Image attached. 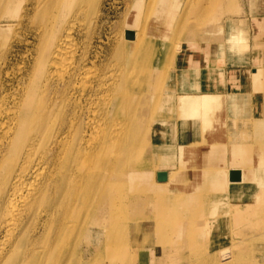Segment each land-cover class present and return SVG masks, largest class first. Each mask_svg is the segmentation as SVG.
I'll list each match as a JSON object with an SVG mask.
<instances>
[{
  "label": "bare ground",
  "instance_id": "bare-ground-1",
  "mask_svg": "<svg viewBox=\"0 0 264 264\" xmlns=\"http://www.w3.org/2000/svg\"><path fill=\"white\" fill-rule=\"evenodd\" d=\"M210 1L205 8L201 6L202 11L212 7L214 1ZM224 1L215 3H220L216 5L221 10L239 11L234 0L230 5ZM250 1L256 32L250 62L248 45L240 43L247 40L241 20L231 19L227 37L220 38L228 45H211L212 40L220 39L211 30L204 34L197 28L206 13H197L195 3L187 9L181 27L176 24L181 33L188 31L184 42L177 50L160 53L157 43H149L141 31L133 29V17L144 0H135L132 5L131 24L124 34L126 38L132 32L134 39L114 48L111 66L115 72L108 76L85 81L89 45L70 49V30L57 39L48 36L54 28L35 27L34 21L29 27L33 41L28 43L33 47L28 48V64L13 90L3 73L14 47L2 51L0 264H264V145L237 141L231 146L233 155L240 150L238 157H232L240 180L232 182L230 175L235 171L211 166L227 160L224 152L221 157L213 156L211 148L221 134L206 131L214 122H221L211 116L217 109L232 120L246 112L249 122H257L256 133L264 139V2ZM4 2L8 7L10 1ZM34 8L30 15L35 19ZM159 10L160 5L158 15ZM225 54L233 63L254 64L253 82L239 78L241 71L231 70L229 86L220 90L225 85L216 80L221 75L216 70L213 74L212 64L223 75ZM160 59L166 65L161 75ZM67 61L74 65L69 71L63 69ZM251 84L253 95L241 93ZM175 111L179 113L176 119ZM178 135L181 165L194 146V158L210 165L211 170L188 174L191 179L184 186L189 188L183 190L192 193L177 204L167 205L171 196H160V192L178 191L186 176L162 168L165 146L174 143ZM52 166L53 172H43L42 168ZM158 173H166L167 181L151 182ZM203 181H210V189L217 190L216 201L224 194L234 200L241 195L246 205L236 207L240 224L254 225L256 233L248 229L214 234L216 225L225 228L228 223L219 219V205L210 212L209 189L197 194L196 187ZM137 183L151 194L134 192ZM243 213L252 214L253 221H243ZM234 235L243 246L237 255ZM221 246L228 250L226 257L215 260Z\"/></svg>",
  "mask_w": 264,
  "mask_h": 264
},
{
  "label": "rangeland",
  "instance_id": "rangeland-1",
  "mask_svg": "<svg viewBox=\"0 0 264 264\" xmlns=\"http://www.w3.org/2000/svg\"><path fill=\"white\" fill-rule=\"evenodd\" d=\"M9 1L10 3L7 7V5L5 6L4 0H0V62L2 59V56H1L2 51L3 50L6 51L10 46H13L14 49L12 51V54L10 53L8 55V57L11 60L8 63L3 73L5 76L4 79L7 82H12L11 84L12 86L11 85L9 86L10 90H13L16 88L17 80L22 79L23 73H24L23 68L27 66L28 64V60H29L28 57L30 53L28 50L32 49L33 47L32 44L28 43V41H33V37L30 35L32 30L29 28L31 27L32 21H34L36 25L35 27H39L41 25H47L45 27H48L49 29L54 28L53 32L49 33L48 36L50 37L51 35H53V36H56L57 39L65 37L70 30V34L73 36L72 42L70 43V49L75 48L77 46V49L81 50V48H83V43L86 45H89V48H90V55H89L90 60L89 61L90 62L85 64L86 67H88L87 68L88 70L85 73V81L91 80L97 76H100V77H102L103 75L108 76L110 75L111 71H113V73L115 72L114 71L115 67H113V65L111 66L112 63L114 64L113 51L118 43H126L124 31L126 28L129 27V24H131L129 23V19L131 18L130 11H132V5L135 0H9ZM150 1H152V3ZM208 1L210 0H155V1L154 0H149V1L144 0L143 6L141 7L139 11H137L136 15L133 17V20H134L133 29L138 33H140L141 31V34L146 36V40L149 43L150 42L157 43L160 46V53L165 52L167 50H171L172 48L173 50H177L178 46L184 42L183 38L186 35V33L188 34V31L186 33H183V32L181 33L179 31L181 30V28H178V26L181 27L180 24L182 20L187 18L186 16V14H188L187 9L193 6V4L195 3V11H197V13L198 11L201 13H206L205 14L206 16L204 15L203 19L200 18L203 21L202 22L200 21L197 24V28H199V30L202 31V33L204 32V34L207 33L205 32L206 30H211L212 32H214V34L219 39L227 37L230 20L233 18L241 20L239 21L244 24L242 35L245 37V39L247 38V40L245 41L241 40L240 43L241 45L242 44L248 45L247 61L250 62L251 57H252L251 50L253 49V45L255 43V36H256V32H255V28L253 24L254 23L253 20L255 17L253 15L254 13L252 12L251 1L250 0H234L235 1L234 3L239 8V11L229 12V11L221 10L219 8L220 6H217L220 3H215V0H211L210 1L211 3H213L214 1V3L212 4V7H208L207 9L209 10L206 9L205 11H202L201 6H204L205 8V5L208 3ZM232 1L233 0H225L224 2L226 5L228 4L230 5V4H233ZM262 1L264 2V0ZM149 2H150V5H149ZM159 5H160V10L167 7L166 8L167 10L165 11L159 10L160 15L156 13V8ZM34 7H36L37 9L36 11L37 16L35 15L36 17L35 19L33 17L31 18V15H30V13L31 14L34 13L35 11ZM257 14H255L256 17H259V15ZM22 21H24L25 23ZM142 22L144 26L141 24ZM86 29H88V33L86 32ZM93 32H95L94 37H93ZM221 40L222 39L220 40L214 39V41L212 40L211 42L212 44L211 43L210 44L211 45H228L229 44L227 40H224V39L222 41ZM250 45H251V48H250ZM235 59L237 61V57ZM232 60L233 59L229 55L225 54V57H224L225 63L223 64V68L227 70L228 72L231 70H239L241 71L240 73H238V76L240 75L239 78L242 79L244 77L245 81H247V79H250V81L253 82L254 64L233 63ZM73 66L69 64V61H67L63 69L65 68L66 70L69 71ZM165 68H166V65L164 64V60L160 59V75L164 73L163 69L165 70ZM212 68H213L212 72L214 74L215 69H216L215 63L212 64ZM170 70H169V73H170ZM7 73H9V76L7 75ZM112 76H114V74ZM172 76L175 77L174 73H172ZM83 83L84 82H82L81 85ZM252 86L253 84H251L250 89H242L241 93L247 92L248 94L253 95L255 89ZM252 100L253 102L255 101L254 96L251 99V101ZM10 102L11 101L9 100L8 105H11ZM217 110H215L214 113H211V116L215 115V117L213 118L214 120L217 116L218 118L221 119L220 120L221 122H218V123L214 122L213 124H211L210 128L206 131H209V132L212 131L213 133H216L218 135L221 134L220 138H216L214 140L215 144H212L211 148L213 149V152L215 153V155L213 156L221 157L223 156L221 152H224V156L226 157L227 160L223 162L219 161L214 165L211 164V166L214 167L215 170H221V169L225 170L226 169L230 171H235L233 167L232 157L233 158L238 157L240 155V150L235 151L234 153L235 156H234L233 154L230 153L231 146L237 141L239 143H243L241 145H244V143L248 145L252 144L256 146L259 144L264 145V142H263L264 139L257 135L256 133L257 122L253 124L252 122H249L248 113L242 112L239 114V116L236 119L232 120L229 116H226L227 115L226 113H224L223 111H217ZM178 116H179L178 111H175L174 118L176 119L178 118ZM200 131L201 133H204V134L206 133V131H204L203 128L200 129ZM237 133L239 134V136L236 135ZM178 137L179 135L175 137L174 143L172 141L171 144H167L165 146V149H167V152H166V156L163 158L164 161L162 163L163 164L162 168L165 171L173 172V173H175L177 170L183 175L185 174L186 176L182 177L181 179L182 184H179L178 191H175L173 193L172 192L170 193L168 191L160 192V196H162V194L171 196L170 198L171 200L168 203H167L168 199L166 200L167 205L177 204L181 200L184 199L185 195L187 194L190 195L192 193V192H189V190L187 189L183 190V188H189L187 186H184V184H186V181H189L191 179V177L188 176V174H193V173H197L200 171L202 172L204 170H207V171L211 170L210 165L206 166L204 161L199 160V158L197 161L196 158H194V155L197 151L196 147L193 148L194 146L189 149V151L191 150L190 154L188 153V155L185 156L186 159L188 160L185 161V164L181 165L183 163V160L181 162L180 155L178 154L179 153V150H178L179 145L177 141ZM42 143L43 142H41L38 145V154L42 151ZM158 149L160 151V145ZM239 164H242V163L239 162ZM240 168L241 166L239 167V169ZM42 169L44 170L43 171L44 173L53 172L54 166L48 169L47 168H42ZM237 170L238 168H236V171ZM155 177L156 176L152 178L151 182L153 181V183L154 182L158 183L157 177L156 178ZM199 184L200 185L196 187L199 190L197 194L199 193L204 194V192L207 189H209L210 193L213 196V198L211 196V203L209 204L210 212L214 205L215 206L219 205L221 208L219 207L220 210L217 215H219V219L221 217L223 222L226 221V224L228 223V227L226 226L225 228H223V226L216 225L214 229V234L216 232H219V233L224 232L225 235H227L231 232L236 233L238 232L237 230L248 232V229H250L252 234L256 233L257 229L254 225L252 228H249V227H244L242 224H240L241 218L238 217V213H237L238 208L236 207L237 206L244 207V205H246L244 204L245 200L243 202L241 195H239L240 196L239 198H236L234 200V199H228V195L224 194L225 196L221 195L220 198L216 201V196H214V194L216 193L217 190L210 189L212 183L210 181H207V182L203 181ZM135 186L133 190L137 194L143 195V196L151 194V191L147 190V188L143 184L137 183ZM219 201L220 203L215 204V202H219ZM249 211L252 212V210H249ZM242 216H243V221H245L247 218L248 220L253 221L252 214L243 213ZM207 229L208 231L210 230V228H208V225H207ZM243 235L247 236L246 234H243ZM0 237L1 239L3 238V232H0ZM233 238L235 239L234 253L235 255H237L239 253V250L243 249V246L240 245L242 241H238L240 237L237 235H234ZM204 241H205V238H203V242ZM200 244H201V241L198 242L197 247L200 246ZM193 249H196V246H194ZM227 251H228L227 248L221 246L215 260L225 258ZM91 257H88L87 259L89 260L91 259ZM235 257L237 260V256ZM250 260L252 261V257H250Z\"/></svg>",
  "mask_w": 264,
  "mask_h": 264
},
{
  "label": "water",
  "instance_id": "water-1",
  "mask_svg": "<svg viewBox=\"0 0 264 264\" xmlns=\"http://www.w3.org/2000/svg\"><path fill=\"white\" fill-rule=\"evenodd\" d=\"M126 39L127 40H133L134 39V34L132 32H128L126 34ZM230 179L232 182H236L240 180V173L235 171L232 172L230 175ZM157 181L160 182H166L167 181V174L166 173H158L157 175Z\"/></svg>",
  "mask_w": 264,
  "mask_h": 264
},
{
  "label": "crops",
  "instance_id": "crops-1",
  "mask_svg": "<svg viewBox=\"0 0 264 264\" xmlns=\"http://www.w3.org/2000/svg\"><path fill=\"white\" fill-rule=\"evenodd\" d=\"M216 70V74H220L221 77L219 79H216L218 81H220L222 84H224L225 86L222 87L220 90H223L226 86H229V83H230V78H229V73L230 71L228 72L227 70L224 71V74L222 75L219 71V69H215ZM232 93V92H231ZM223 94H226V93H223Z\"/></svg>",
  "mask_w": 264,
  "mask_h": 264
}]
</instances>
